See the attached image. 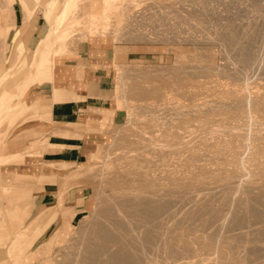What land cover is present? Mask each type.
<instances>
[{
	"label": "bare ground",
	"instance_id": "1",
	"mask_svg": "<svg viewBox=\"0 0 264 264\" xmlns=\"http://www.w3.org/2000/svg\"><path fill=\"white\" fill-rule=\"evenodd\" d=\"M3 1H5V0H0V7H2V4L6 2V1L5 2H3ZM88 1H90V0H64V5L63 6L60 5V6H62L61 11L54 16V20L52 19L53 20L52 29L54 31L55 39H56V41H55L56 43L54 44V46L52 48L53 49L52 50V60H54L53 58H55L56 56L65 57L70 52L73 53L72 52L73 47L71 46L72 39H71V37L67 38L65 36V34L68 31H70V29L66 26L67 24L68 25L72 24L71 22H73V23L82 22V24H84L86 27L87 24L90 25V22L92 24L95 22L101 23V25H97V26L93 25V28L91 29V31L93 33L99 34V32H101V31L103 32L104 29L108 30L109 25L112 28L113 23L111 24V22L113 20H114V23L116 24V22H117L116 19H119V21H120V19L122 20L124 16L127 17L125 15L126 14L125 12H124L125 13L124 16H122L123 15V13H122L123 11L121 9L122 7L120 8L117 6L118 3L121 5V2H119L120 0H103L105 7L102 8L101 12H99V13L98 12H95V13L92 12L91 14H89L88 13L89 11H88L86 14H82L80 12L81 11L80 9L82 8L81 6H83L82 5L83 3H86ZM92 1H93L92 4H94V6H99L98 3L101 2L99 0H92ZM126 1H125V3H126ZM130 1L131 0H129V3H130ZM136 1L137 0L133 1L134 4L136 3ZM140 1H142V0H140ZM175 1L174 0L172 1L173 6H174ZM181 1H183V2L184 1H190L191 3L190 2L189 3L192 4L193 7L197 8V6H199L202 9H206V10L211 12V10H213V8L215 7L214 6L215 4L213 5L212 3H214L216 0H214V1L212 0L213 2L211 0H177V2H179V3ZM210 1H211V3H210ZM251 1H255V2H252L253 5L256 2H258V0H251ZM259 1H261V0H259ZM150 2H151V0H150ZM154 2H155V0H153V3ZM238 2H239V0H237V3ZM240 2H242V1H240ZM61 3H63V2H61ZM131 3H132V1H131ZM153 3L151 2L150 4L153 6ZM189 3H187V4H189ZM208 3L210 5L212 4L214 7L210 6ZM217 3H219V2H217ZM225 3L228 4V2H225ZM250 3L251 2H249V5H250ZM259 3H261V2H259ZM137 4L139 5V3H137ZM150 4H149V7L147 5L143 6L144 9H145V7H148V9H149L151 7ZM155 4H157V3H155ZM165 4H164V6H163V4L161 5V3L158 4L161 7L156 6V8H158V9H156V10L153 9V11L155 10L157 13L161 12V9H159V8L167 7V6H165ZM235 4H236V2H235ZM252 4H251V6H252ZM4 5L5 4H3V6ZM122 5H123V3H122ZM126 5L129 6V4H126ZM142 5H144V4H142ZM220 5H222V4H220ZM240 5H242V4H240ZM258 5H260V4H258ZM258 5H256V6H258ZM217 6H218V4H217ZM238 6H237V8H238ZM251 6H249V7H251ZM256 6L255 5L253 6L254 7L253 10L256 9L255 8ZM123 7H124V5H123ZM170 7H172V6H170ZM176 7H178V6H176ZM189 7L190 6H188V8ZM230 7H232V6H230ZM246 7L248 8V6H246ZM246 7L244 9L247 11ZM10 8L8 7V9H10ZM119 8L122 11L121 12L122 15L120 14V11L118 12ZM128 8H130V7H127V11H126L127 13H128ZM153 8H155V6ZM180 8H181V6H180ZM180 8L179 9L176 8L175 9L176 11L173 12L174 14L172 13L173 14L172 16L176 15L175 13H177V15L178 14L181 15V17L179 16L180 17L179 19L185 20L187 22L188 21L192 22L195 18L196 12L192 13L191 12L192 9L188 10V9H186L187 7L186 8L182 7L183 9L182 8L181 9L183 10L184 13L183 12L181 13ZM195 8H194V10H195ZM148 9H146V10H148ZM240 9H241V7H240ZM244 9H243V11H244ZM141 10H143V9L141 8ZM258 10H260V9H258ZM131 11H129V13H131ZM133 11H134V9H133ZM137 11H138V9H137ZM149 11H150V9H149ZM164 11H165V8H164ZM167 11H169V10H167ZM262 11H264V10H262ZM262 11H260V12H262ZM156 12L155 13L153 12L155 15H153L152 13H149V12H147V14L149 13V15L152 14L154 17H156L157 16ZM212 12H214V10ZM212 12L208 13V14H212ZM165 13L166 12H164V14ZM167 13L169 14V12H167ZM167 13H166V17L168 18ZM248 13H249V11H248ZM119 14L121 15V18H120ZM143 14H141V15L143 16ZM164 14H163V16H164ZM239 14H241V13H239ZM255 15L256 14L253 13L254 17H255ZM259 15H261V14H259ZM159 16H160V14H159ZM163 16H162V18L164 19L165 17H163ZM196 16H198V15H196ZM208 16H210V15H208ZM219 16H221V15H219ZM239 16H241V15H239ZM150 17H152V16H150ZM154 17H153V19H154ZM243 17H245V16H243ZM125 19H123V20L125 21ZM128 19H129V17H127L126 20L131 21L132 18L129 20ZM134 19H133V21H134ZM160 19H161V16H160ZM200 19L202 20V18H200ZM211 19H213V18H211ZM232 19H234V18H232ZM232 19H230V20H232ZM127 21L125 24L129 23V22L127 23ZM133 21H131V22H133ZM137 21L139 24L140 21L138 19H137ZM155 21H153V22H155ZM161 21H162V19H161ZM179 21L181 22V20H179ZM222 21H224V20H222ZM226 21H228V19ZM6 22L9 23V21H6ZM131 22H130V24H131ZM166 22H168V21H166ZM166 22H164V23L167 25ZM191 22H189V23H191ZM13 23H12V25H13ZM141 23H142V21H141ZM149 23H150V21H149ZM157 23H158V21H157ZM175 23H177V22L175 21L171 25V21H170V24L169 23L168 24L173 26V24H175ZM183 23H182V25H183ZM244 23H242V24L245 27H247L246 24H244ZM250 23H252L251 20H250ZM250 23H249V25H250ZM125 24H122V25L124 26ZM144 24H147V23L145 22ZM162 24H163V21H162ZM193 24H195V23L193 22ZM193 24H191V25H193ZM196 24H197V22H196ZM224 24H227V23H223L222 25H224ZM229 24H231V29L235 28V26H236V25H234V22H231V23L228 22L227 25L230 26ZM239 24H241V23H239ZM253 24H251V25H253ZM6 25L5 26L0 25V37L3 40L6 38V35L11 30V27H9L8 25L6 26ZM118 25H119V22H118ZM186 25L188 26V24H186ZM114 26L115 25H113V27ZM127 26H129V24ZM177 26H179V25H177ZM214 26H215V24H214ZM228 26L225 28L229 29ZM21 27H23V26H21ZM75 27H76V29L78 28L77 25ZM80 27H82V26H80ZM85 27L84 28L82 27V28L85 29ZM118 27L119 26H117V28ZM140 27H142V26H140ZM156 27H158V26H156ZM203 27H205V25ZM254 27H255V25H254ZM257 27H256V30H257ZM155 28H153V29H155ZM170 28H172V27H170ZM181 28H182V26H181ZM222 28H223V26H222ZM236 28H237V26H236ZM259 28H260V26H259ZM13 29H14V27H13ZM26 29H24V30H26ZM168 29L169 28L167 27V30ZM231 29H229V30H231ZM237 29H239V28H237ZM241 29L242 28H240V32H241ZM111 30L112 29H110V31ZM187 30H188V28H187ZM191 30H193V28ZM224 30L226 32L228 31L226 29H224ZM236 30H233L234 34L237 32ZM248 30H249V27H248ZM88 31H87V33H88ZM106 31H105V33H106ZM171 31H172V29H171ZM194 31H195V29H194ZM221 31L219 30V32H221ZM233 31H231L232 34H233ZM251 31H252V29H251ZM156 32H157V30H156ZM240 32L238 30L237 34L239 35ZM158 33L160 34V32H158ZM166 33H167V31H166ZM252 33L249 32V34H252ZM254 33H255V31H254ZM260 33L263 34V32H261V31H260ZM114 34H115V32H114ZM161 34H165V32L164 33L161 32ZM223 34H222L223 36H227L226 37L227 40H229L230 38L235 39L234 34L233 35H230L231 33L228 34L229 37L232 36L230 38H228V35H225V33H223ZM121 35H123V34H121ZM205 35H206V33H205ZM210 35H211V33H210ZM190 36H192V35H190ZM220 36L221 35H219L217 38H219ZM223 36H222V38H223ZM245 36H246V34H245ZM245 36H244V38H245ZM238 37L239 36H237V38ZM258 37L259 36H257V38ZM74 38H76V36ZM204 38L203 39L201 38V39L205 40ZM251 38H252V36H251ZM254 38H252V39L254 40ZM166 39H168V37ZM195 39H196V37H195ZM74 40L76 42V39H74ZM77 40H78V38H77ZM223 40H225V39H222L221 41H223ZM249 40H250V38H249ZM230 41H233V40L230 39L229 42ZM235 41L236 40H234V42ZM247 41H244V42H247ZM235 43L231 42V45L235 44ZM253 43H254V41H253ZM240 44H241V41H240ZM43 45H44V48L42 50H38L35 53V58L32 61V66H34V67H38V65L40 64L41 58H42V56L45 55V52H47V49L50 45V42H44ZM246 45H247V43H246ZM258 45H260V44H258ZM235 46H238L237 43L235 44ZM235 46H233V47H235ZM246 47L244 45L245 49H246ZM255 47H256V45H255ZM3 48L6 50L4 45H3ZM244 48H239V49L241 50ZM248 48H250V47H248ZM257 48L259 49V47H257ZM17 49L20 51L19 54H23L22 51L24 48L20 42L18 44ZM233 49L234 48H232V50ZM234 52L238 53V50L234 51ZM225 53H227V52H225ZM2 54L3 53H0V55H2ZM16 55H17V53H16ZM253 55H254V53H253ZM194 56H196V54H194ZM210 56H212V55H210L209 53H208V56L207 55L204 56V57H207L206 58L207 60L205 61V59H204L205 62L202 61L203 64H200V62L197 61L199 64L197 63L196 68L198 67V69L200 71H201V68L202 69L204 68V70H206L208 72V73H206L204 71L205 74H208V75L211 72H212L211 74L215 73V70L217 71L216 73L219 75H223V76L226 75V74H224V73H226V72H224L225 70H221V69L217 70L215 63L213 62V59H211L213 57L210 58ZM254 56H256V54ZM191 57H190V60H192ZM197 57H199V56H197ZM194 58H196V57H194ZM19 59H21V57ZM235 59L237 60L236 62H238L241 66L243 65L244 67L248 63L251 64V60H252L251 50H250V52H248L246 50H244V51L242 50L241 52L239 51V54H238V56L236 55ZM13 60H15V59L13 58ZM194 60L195 59H193V61ZM222 60H223V58H222ZM233 60H234V58H233ZM255 60L253 59V61H255ZM2 61H3V59H2ZM199 61H201V56H200ZM253 63L255 65V62H253ZM11 64H12V62H11ZM24 64H26L25 59H24ZM30 65H31V63H30ZM52 65H53V61H52L51 65H46L45 68H50ZM253 66H251V67L253 68ZM24 67H26V66L24 65ZM116 67L119 70L121 69L120 68L121 66H119L118 63H116ZM191 67L188 71L191 70ZM187 68H188V66H187ZM20 69H22V65H21ZM198 69H195V71H198ZM176 70H177V68H176ZM183 70H184V67H183ZM234 70H236V69H234ZM188 71L186 70V72H188ZM236 71H238V70H236ZM13 72H11L10 70L7 71V69L1 70V72H0V85L3 84L5 82V80H7L8 75H11ZM124 72L126 73V70ZM182 72H179V73H182ZM190 72L193 73L192 70ZM14 73L16 74L17 71H15ZM234 73H235V71H234ZM185 74L183 75V73H182V75H180V74H178V75L185 77ZM126 75H121V76L119 75L120 77L118 76L119 78L117 80V83L120 84L123 81L122 77L124 79L127 78ZM234 75H236V74H233L232 81L235 78L238 80V78L235 77ZM238 75H236V76H238ZM261 75H262V73H261ZM180 76L179 77L174 76L176 78V81H178V83L181 82L178 80V79H180ZM167 77H165V78H167ZM183 77L181 78L182 80H184ZM208 77H210V76H208ZM241 77H243V76H241ZM256 77H257V75H256ZM260 77H262V76H260ZM22 78L24 80L26 77L25 78L22 77ZM22 78L19 81H21ZM244 78L245 77H243V79ZM248 78L250 79V77H248ZM252 80H254V79H252ZM176 81H175V83H176ZM9 85H10V83H9ZM120 86H121V84H120ZM164 86H166V85H164ZM184 86H185L186 91H187L186 84H184ZM192 86H193V83H192ZM194 86H195V84H194ZM255 86L256 85H254V87ZM138 87L139 86H137V88L136 87L133 88V90L138 89ZM141 87H140V89H141ZM182 87H183V84H182ZM182 87L180 86L179 89L182 90L183 89ZM189 87L190 86H188V90H189ZM204 88H205V86H204ZM151 89H152V87H151ZM176 89H178V88H175L174 90L176 91ZM195 89H197V88H195ZM239 89H241V88L236 87L234 89H227V88H222L219 85L217 90L220 92V93L218 92V94H220L219 95L220 99H217V100H219L217 103L220 104V102H221V105L219 106V104H218L219 107L215 106L216 108L214 107L216 100H214V101L212 100L214 102V105L211 104L213 106V108H212V106L209 105L210 103L208 104V102L206 101L207 100L206 98H204V99H206L205 101L195 99L199 103L201 101L200 104L197 102L198 105H201V106L207 105V107H202L200 109H194V110H192V108L191 109L188 108V110H186V109L183 110L184 109L183 105H186V104L181 103V105L177 104L174 106L175 103L173 104V102H172L173 107L169 106V108H171V111L174 110L176 112H174V111L173 112L170 111L171 113L167 112L169 116H170V114L174 116L171 118H169V116L166 114L167 110H164L165 108L162 105H161V107L158 106V104H164V101H163V103L160 101L162 96H165L164 94L160 93L159 91L158 92L155 91L156 93H154L153 90H151V91L144 90L143 91L144 94H143L142 90H139L138 92L141 91L143 94V96H142L143 99L145 101L147 100L146 101L147 103H145V104H148V105H149V103H151V105L157 104L156 106L153 105L154 109H152V111L149 108V107H151L150 105L148 107L147 105L144 104L147 107V109L149 108V112L151 111V113H152V114L150 113L151 115H148L149 113L147 115L151 117L154 114V115H156V117L155 116H154V118L149 117L150 118V119L148 118L149 120L139 121V122H136L135 124L133 122L134 125L132 127H130L132 132L127 133L125 135V137H122V139L120 138V141H117V144H115L116 146L115 145H114L115 147L113 146L114 149L107 151L106 154H107L108 158L105 161L103 160V163L100 164L101 166L98 164L99 163L98 159L95 160L97 162V166L98 165L99 166L97 167L96 164H94L96 167L94 165L93 166L96 168L97 171L95 169H93V170H95V172H99L97 174L100 176V177H98V175H96V173H95V175H93V177L97 176L98 179L100 178V181H99L98 185L96 186V188H97L96 190L98 191V198L96 200V204H95L94 208L91 211H89V213L87 215H84L80 219V222H79L80 225H78L79 228H77V229H79L78 232L82 233L83 238H80L81 241H80L79 246L78 245H77V247L75 246L76 249L74 248V250L72 251V253H74L73 256L70 253V256H72V257L66 258L69 255L64 256L65 261L63 259L62 263H64V264H191L192 263L193 264L194 261H196V260L198 261L200 256H204L201 259L203 261V264H264V252L262 255H260V253L257 254V251L259 252V250L255 249L254 247L248 248V245H246V243H245L246 247H244V244H243V246H239V245H241L242 242H247V241L251 242V241H249V238H248L251 235L253 237L255 235V238H256V236L260 237V236L264 235V121H262V120L260 121V119L264 118V90H256V91H252V90L248 91L247 90L246 91V89H248V87H247L246 89H244L245 92L241 94L239 92ZM262 89H264V88H262ZM183 90H185V89H183ZM134 91H137V90H134ZM179 91H178V93H179ZM173 92L170 93V94H172V97H173ZM241 92H243V91H241ZM195 93H196V90H195ZM138 94L141 97L142 94L141 93H138ZM175 94L177 96V91ZM180 94H184L183 91ZM191 94H192V92H191ZM187 95H189V93L186 94V96ZM194 95L195 94H193L192 96H194ZM197 95H198V93H197ZM176 96H174L175 100H176ZM172 97L169 98L167 96L166 99L169 98L167 100H172ZM198 97H199V95H198ZM164 98H162V99H164ZM143 99H141V101ZM204 99L202 98V100H204ZM208 99H209V97H208ZM148 100H149V102H148ZM150 100H152V101H150ZM181 101L183 102L182 99H181ZM191 102L192 101H190L189 103H191ZM194 102L195 101H193V103ZM167 104H168V101H167ZM118 105L120 106L121 103ZM124 105H125V103L122 104L121 106H124ZM169 105H171V104H169ZM194 105L196 106V103ZM188 106H191V105L187 104L186 107H188ZM160 109L164 110L165 113H164V115L160 114L161 117L159 116L160 118H158L157 115L159 114V112L162 113V111H160ZM202 111L204 113H205V111L208 113L204 114ZM222 111L225 113V115L230 114L229 115L230 118L232 120H234L235 122L232 121L230 118H229L230 122L229 121L223 122L224 120H222L221 122L218 120L219 121L218 122V121H216V119L210 118V115L214 116L216 114V112H217V115H219L218 112H222ZM200 112L202 113L203 116L201 115ZM255 112L258 113V115L261 113V115L255 117L253 115ZM224 113H220V115L221 114L223 115ZM174 114H177V116H175ZM165 115H167L168 117L165 118ZM207 115H209V116H207ZM207 118L210 119L211 121L207 122L206 121ZM240 118L244 119V121L242 120L243 122H236V121H238V119L240 120ZM160 119H163V121L161 120V122H158V121H160ZM200 119H201V121L204 120V122L202 121L204 124V127H201L199 129L196 128L197 131H194V133L192 132L190 136L189 135L187 136V134H185V132L190 133L188 131L190 130L189 128L191 126H194L193 121H195V120L200 121ZM212 120H214V121H212ZM225 120H227V119H225ZM197 124H198L197 125V127H198L201 123L200 124L197 123ZM203 124H202V126H203ZM145 126L148 128V130ZM223 135L224 136L227 135V136H231V137L227 138V136H226L225 139H223L224 137H222V139H221L220 136H223ZM218 137L220 139H218ZM256 140L258 141L257 143H256ZM113 147L109 146V149H111ZM111 154H113V156H110ZM209 184H211V185L213 184L216 186L221 185L220 186L221 189H219V187L215 186L217 188V190L215 191L214 189H216V188L209 187ZM205 185H208L205 188L207 189V187H208V190H209L206 193L203 192L202 188H200L201 186H205ZM198 188H200V190ZM190 190H192V193L194 191H197V192H195V194L193 193L194 195L190 196L188 193ZM198 190H199V192H198ZM200 191L203 192L205 196H202L203 193H200ZM204 191H206V190H204ZM200 194H201V196H200ZM175 195L177 196V198H180V199L182 198V200H184V202H182V203L187 202V204L190 205L192 202V206L190 207V210L189 209L186 210L187 209L186 207L183 210V209H181L180 205L177 206L175 204V203H177L175 200H179V199H177V198L172 199V197ZM186 199L187 200L190 199L191 202L188 203V201ZM182 200H179V202ZM234 201H235V203H234L235 205H232L234 207V208H232V210L233 209L234 210L231 212V216L228 215L229 216L228 217L225 215L226 217L225 216H224V218L221 217V216H223V213L225 211H227L226 210L227 208L224 209L227 206V204L229 205L230 202L233 204ZM173 202H175L174 204H175V206H177V209H175V206L172 205ZM185 204H183V205L185 206ZM171 205H172V207L174 206L173 210L171 209L172 208ZM230 207H231V205H230ZM230 207H228V208L230 209ZM199 217L201 220L199 221L200 223L199 222L197 223L196 221H198ZM182 230H184L185 231L184 233L185 234L187 233V235L183 234ZM178 231H180V232L182 231V233H180ZM78 234L79 233H77L76 235H78ZM221 234L226 235V237H228V238L231 237L229 240L232 239L236 243H233V242L231 244L228 243V242H230V241L227 242L228 238L226 241H224L225 239L224 240L221 239V237H222ZM188 235H191V236H188ZM247 235H249V236L247 237ZM72 237H73V235H72ZM79 237L77 236L76 238H79ZM253 237H251V238H253ZM260 238L264 239V236H263V238L262 237H260ZM256 240H258V242H260L259 239H256ZM256 240H252V241L255 242ZM47 243H48L47 245H52V242H47ZM203 245H206V246H203ZM207 245L209 246V248ZM226 245H230V246L226 247ZM238 247H242V249H239ZM258 247H259V245H258ZM200 252L203 254L202 255L198 254ZM192 253L195 255L198 254L197 256H199V255L200 256L198 258L196 257V260H193V259H195V257L194 258L192 257V260H190L191 258L189 257L190 256L189 254H192ZM7 254H8V252H7ZM193 254H192V256H194ZM185 256H187V258L189 257L187 259V261L189 260V262L185 261L186 260ZM183 257H184V260L182 259ZM62 258H63V256H62ZM177 259H180V262H178ZM182 260H183V262H182ZM191 261H193V262H191ZM198 263H199V261H198ZM199 264H201V263H199Z\"/></svg>",
	"mask_w": 264,
	"mask_h": 264
},
{
	"label": "rangeland",
	"instance_id": "2",
	"mask_svg": "<svg viewBox=\"0 0 264 264\" xmlns=\"http://www.w3.org/2000/svg\"><path fill=\"white\" fill-rule=\"evenodd\" d=\"M99 1H101V2L98 3L99 6H94V4H92L93 3L92 0H90V1H88L86 3H83L82 4L83 6H81L82 8L80 9L81 10L80 12L82 14H86L88 11H89L88 12L89 14H91L92 12H94V13L95 12H98V13L101 12L102 8L105 7V5L103 3V0H99ZM125 1L126 0H120L119 1V2H121V5L118 3L117 6L120 7V8L122 7L121 9H122L123 12L120 10V8L118 9V12L120 11V14L122 12L123 13V15L121 14L122 16H124V14L126 13L125 15L127 17H129V19L132 18L131 21H133V19L135 18L133 22L127 21L126 20L127 17L124 16L123 19L126 18L125 21L123 19H122L123 21L121 19H120V21H119V19H116L117 22L115 24L114 20H113L111 22V24L113 23V25H115V26L113 27V25H112V28H111V26L109 25L110 27L108 26V30L104 29V31L103 32L102 31L99 32V34L93 33L91 31V29L93 28V25L97 26V25H101V23L95 22V23L92 24L90 22V25L87 24V26L89 28L87 26L85 27V25L82 24V22H79V23L71 22L72 24H69V25L67 24L66 25L70 29V31H68L65 34V36L67 38L71 37V39H72L71 46L73 47V51H72L73 53L70 52L65 57L69 58V59L71 58L73 60L77 59L78 57H84L85 58L84 62H82L81 65H79L80 68H84L86 66V62H87L86 58H88L89 56L96 57V59H94L95 63L91 65V69L93 71V73L91 75V80H92L91 82L92 83H91V86H90L91 94H94V95L97 94V95L101 96L102 100L105 102V105L111 106L116 111H118V117H117V119L114 122L113 121H95L94 124L93 123L92 124L89 123V124L82 125V126L76 125L80 129H82L84 132H86L84 134V137H85V135H87L86 137H88V139L86 137L84 139L88 143V149L89 150L87 152V155H86L83 163L76 164L72 169H66V170L63 169L61 171L63 176L61 178H59V180H58V183H59L62 180L64 181V179L67 176H71L73 174V177L71 178V179H73L72 184L69 185V183H67L65 185V187H63L64 188V190H63V192H64L63 193L64 200H68V198H69V196L71 194L74 197L73 201H75V203L78 204V209H80V210L82 208H84L86 206V204L90 200L89 209H88L87 212H85L84 215H87L89 213V211H91L94 208V206L96 204V200L98 198V191L96 190L97 189L96 186L98 185V183L100 181V178L98 179L97 176L93 177V175H95V173H96V175H98L97 173H99V172H95V170H96L95 167L97 166V162L95 160L98 159V162H99L98 164L99 165L101 163H103V160L105 161L108 158L107 154H106L107 151L108 150L110 151V150L114 149V147L116 146L115 144H117V141H120V138L122 139V137H125V135L127 133L132 132L130 127H132L136 122L146 121V120H149L151 117H153V118H154V116L156 117V115H154V114L151 117L148 116V115L152 114L151 111H152V109H154V107H153L154 104L151 105V103H149V105L151 107H149L148 104H145V103H147L146 102L147 100L145 101L143 99V97H142L143 94H144V92H143L144 90H146V91L153 90L154 93L159 91L160 93L165 95V96H162V98L165 97L164 99H162V98L160 99V101L162 103L164 101V104H158V106L161 107V105H162L165 108L164 110H167L166 111L167 115L171 111V108H169V106L173 107L174 103H175L174 106L177 105V104L181 105V103L186 104V105H183V108H184L183 110H185V109L188 110V108L189 109L192 108V110H194V109H200L202 107H207V105L206 106L198 105L199 102L196 101V100L205 101L207 99L206 101L208 102V104L210 103L209 105H211V104L214 105L213 101L216 100L214 107L215 106L219 107L221 105V102H220V104L217 103L219 101L217 99H220L219 98L220 94H218L219 91L217 90L219 85L222 88H227V89H234L236 87H239V88H241V89H239V92L241 94L245 92L244 89H246L247 87H248V89H246V91L247 90L248 91L249 90H252V91L264 90V89H262V88H264V79H263L264 78V70H263L264 69V63H263L264 62V60H263L264 59V44H263L264 43V21H263L264 20V13H263L264 11H262V10H264V8H263L264 7V0H261V1L258 0V2H256L254 4L255 6L260 4V5L255 7L256 8L255 10H253L254 9V7H253L254 5L252 4V2H255V1L239 0V2L237 3V0H216L214 3H212L213 5L215 4L214 5L215 7L212 4L210 5L208 3L210 6L214 7L213 8L214 12H212L213 10H211L213 15L212 14H208V13H211V12L206 10V9H202L199 6H197V8L193 7L192 4H190L191 3L190 1H184L185 3L183 1H181L179 3V2H177V0L176 1L174 0L175 1L174 2V6H173V3H172L173 0L172 1L171 0H169V1L168 0H155L154 3H153V0H151V2L153 3V6L150 4L151 3L150 0H142L143 2L140 1V0H137L135 4L133 2L135 0H131L132 3H131V1L129 3V0H127L126 3H125ZM211 1H210V3H211ZM240 1H242V2H240ZM61 2H63V3H61ZM217 2H219L222 5H220ZM225 2H228V4L225 3ZM235 2H236V4H235ZM249 2H251L250 5H249ZM259 2H261V3H259ZM122 3L124 5V7H123ZM137 3H139V5ZM155 3H157V4H155ZM160 3H161V5L163 4V6L166 3L165 6H167V7L159 8V9H161V12L157 13L155 11L156 9H158V8H156V6L158 7L159 6L158 4H160ZM187 3H189V4H187ZM126 4H129V6H127ZM142 4H144V5H142ZM149 4L151 6L149 8L150 11L148 9ZM217 4H218V6H217ZM240 4H242V5H240ZM251 4H252V6H251ZM60 5H62V6L64 5V0H58L56 8H54V15L58 14L61 11L62 6H60ZM146 5L148 7H145V9H144L143 6H146ZM126 6L130 7V8H128V13L126 12L127 11V7ZM154 6H155V8H153ZM170 6H172V7H170ZM176 6H178V7H176ZM180 6H181V8L182 7H184V8L187 7L186 9H188V10L192 9L191 10L192 13L196 12L195 18H194V20L192 22L191 21L187 22L185 20L179 19L181 17V15L180 14L177 15V13H175L176 14V15H174L175 17L172 16L174 14L173 12L176 11L175 9L176 8L179 9ZM188 6H190V7L188 8ZM230 6H232V7H230ZM237 6H238V8H237ZM246 6H248V8ZM249 6H251V7H249ZM159 7H161V6H159ZM240 7H241V9H240ZM245 7H246L247 11L244 9ZM141 8L143 10H141ZM164 8H165V11H164ZM194 8H195V10H194ZM133 9H134V11H133ZM137 9H138L139 12L137 11ZM146 9H148V10H146ZM153 9H155V10L153 11ZM182 9H181V13L183 12ZM243 9H244V11L246 13L243 11ZM258 9H260V10H258ZM167 10H169V11H167ZM0 11H1V9H0ZM129 11H131V13H129ZM248 11H249V13H248ZM260 11H262V12H260ZM147 12L152 13L153 15H155L154 13L156 12L157 16L154 17L152 14H150V15H149V13L147 14ZM164 12H166V13L169 12V14L167 13L168 18L166 17V13L164 14ZM238 12L241 13V14H239ZM252 12L254 14H256L255 17L253 16ZM141 14H143V16L145 15L146 17L145 16L143 17ZM159 14L161 16L163 24H162V21L160 19ZM163 14H164V16H163ZM207 14L210 15V16H208ZM259 14H261V15H259ZM121 15H120V18H121ZM196 15H198V16H196ZM219 15H221V16H219ZM239 15H241V16L243 15L245 17H243V16L241 17ZM150 16H152V17H150ZM162 16L165 17L166 19L165 18L163 19ZM153 17H154V19H153ZM200 18H202V20ZM211 18H213V19H211ZM232 18H234V19H232ZM137 19L140 21L139 24H138ZM225 19L226 20L228 19V21H226ZM230 19H232V20H230ZM165 20L168 21V22H166ZM174 20L177 23H175L176 25L173 24V26H171L172 23L175 22ZM177 20L178 21L181 20V22L180 21L178 22ZM222 20H224V21H222ZM250 20H251L252 23H250ZM126 21H127V23L129 22L128 23L129 26H127L128 24H125ZM141 21H142V23H141ZM144 21L147 24H144L145 23ZM149 21H150V23H149ZM153 21H155V22H153ZM157 21H158V23H157ZM170 21H171V25H169ZM118 22H119V25H118ZM130 22H131V24H130ZM164 22H166L167 25ZM189 22H191V23H189ZM193 22L195 24H193ZM196 22H197V24H196ZM228 22H230V23L234 22V25H236L237 28H239V29H237L236 26H235V28L231 29V24H229L230 26L227 25ZM121 23L125 24L126 26L125 25L123 26ZM182 23H183V25H182ZM185 23L188 24V26ZM223 23H227V24L222 25ZM239 23H241V24L244 23V24H246L247 27H245L243 24L241 25ZM249 23H250V25H249ZM191 24H193V25H191ZM214 24H215V26H214ZM251 24H253V25H251ZM76 25L78 26L77 29L75 27ZM116 25L119 26V27L117 28ZM177 25H179L180 27L177 26ZM204 25H205V27H203ZM254 25H255V27H254ZM80 26H82L83 28L85 27V29H83ZM140 26H142V27H140ZM156 26H158L159 28L156 27ZM181 26H182V28H181ZM222 26H223V28H222ZM224 26L225 27L228 26V28L231 29V30L225 28ZM259 26H260V28H259ZM167 27L170 30L169 29L167 30ZM170 27H172V28H170ZM248 27H249V30H248ZM256 27H257V30H256ZM153 28H155V29H153ZM184 28L186 30L188 28V30L186 31ZM192 28H193V30H191ZM240 28H242L241 32H240ZM110 29H112L113 31L112 30L110 31ZM171 29H172L173 32L171 31ZM194 29H195L196 32L194 31ZM224 29H226L228 31L226 32ZM251 29H252V31H251ZM156 30H157V32H156ZM219 30L220 31L222 30L221 31L222 33L219 32ZM233 30H236L237 32L239 30V32H240L239 35L237 34V32L234 34ZM12 31L10 32V34L8 35V38L6 40H3L0 37L1 38L0 39V53H3L2 54L3 56L0 55V57H1L0 58V72L3 69H7V71L8 70H10L11 72L17 71V73L15 74L13 72L14 74L12 73L11 74L12 76L8 75L7 80H5V82H4L5 84L3 83V84L0 85V90L3 89V88H6L8 90L14 91L16 89L15 88V84H17V82L22 77H24L27 74L28 71H30L32 69L38 70L39 67H46V65H51L52 61H53L52 60V50H53L52 48H53L54 44L56 43L55 42L56 40H54V38H51L49 40L50 45H49V47L47 49L48 52H45V55L42 56L40 64L38 65V67H34V66H32V61L34 60L35 55H34L33 59L31 60L32 55H33L32 49H29L28 47H25L24 52H23L22 55H20V56L16 55L18 44L20 42V39L23 38V36H20L19 39L16 40V41H14V40L12 41V38H11L12 37V33H13ZM87 31H88V33H87ZM105 31H106V33H105ZM166 31H167V33H166ZM231 31H233V34L235 35V39L230 38L232 36L229 37L228 34L231 33L230 35H233ZM254 31H255V33H254ZM260 31L263 32V34L260 33ZM114 32H115V34H114ZM158 32H160V34ZM161 32H163V33L165 32L166 35L165 34H161ZM249 32L250 33L253 32L254 34L253 33L249 34ZM205 33H206V35H205ZM210 33H211V35H210ZM223 33H225V35H228V38H230L233 41L229 42L230 39L227 40L226 39L227 36H223L224 35ZM121 34H123V35H121ZM245 34H246V36H245ZM190 35H192V36H190ZM219 35H221L220 36L221 38L219 37L220 39L217 38ZM236 35L239 36V37L237 38ZM75 36H76V38H74ZM222 36H223V38H222ZM244 36H245V38H244ZM251 36H252V38H254L255 36L256 37L253 40L251 38ZM257 36H259V37L257 38ZM167 37H168V39H166ZM195 37H196V39H195ZM77 38H78V40H77ZM201 38L202 39L204 38L205 40H202ZM249 38H250V40H249ZM74 39H76V42H75ZM222 39H225V40L221 41ZM234 40H236L235 42L237 43V45L239 47L235 46L236 43L234 42ZM240 41H241V44H240ZM244 41H247V42H244ZM253 41H254V43H253ZM231 42L235 43V44L231 45ZM246 43H247V45H246ZM43 44L44 43H41L39 46L37 45L35 52L38 51V50H42L44 48ZM243 44L245 45V47L247 46L246 49L244 48ZM258 44H260V45H258ZM3 45L6 48V50L3 48ZM255 45H256V47H255ZM35 46H36V44H35ZM74 46L75 47L77 46L78 48L77 47L75 48ZM233 46H235L236 48L233 47ZM248 47H250L251 49L248 48ZM257 47H259V49ZM232 48H234V49L232 50ZM239 48H244V49L240 50ZM237 50H238V53L234 52V51H237ZM242 50L243 51L246 50L248 52H250V50H251V57H252L251 64L248 63L245 67L243 65H242L243 66L242 67L238 62H236L237 60L235 59L236 55L238 56L239 51L241 52ZM225 52H227L228 54L225 53ZM252 52L254 53V55L256 54V56H254ZM208 53L210 55H212V56H210V58L213 57L211 59H213V62L215 63L217 70L218 69L225 70L224 72H226V73H224V74H226L227 76L226 75L223 76V75L217 74L216 70H215V73L211 74L212 73L211 72L208 75V74H205V72L206 73H208V72L206 70H204V68L203 69L201 68L202 72L198 69V67L196 68L198 62H200V64H203V62H205L207 60L206 59L207 57H204V56L205 55L208 56ZM234 53L235 54L237 53V54L235 55ZM194 54H196V56H194ZM197 56H199V57H197ZM200 56H201V61H199ZM20 57H21V59H19ZM65 57L56 56V58L59 59V60H62ZM190 57L192 58V60H190ZM194 57H196V58H194ZM13 58L15 60H13ZM222 58H223V60H222ZM233 58H234V60H233ZM2 59H3V61H2ZM24 59H25V63L26 64H24ZM53 59H55V58H53ZM193 59H195V60L193 61ZM204 59H205V61H204ZM253 59L254 60L256 59V60L253 61ZM30 60H31V65H28ZM11 62H12V64H11ZM189 62L190 63L192 62L191 63L192 65ZM253 62H255L256 66L254 65ZM116 63H118L119 66H121L120 70L116 67ZM23 64L26 67H24ZM249 64L251 66L254 65L253 66L254 69ZM21 65H22V69H20ZM187 66H188V68H187ZM183 67H184V70H183ZM190 67H191V70L193 71V73L190 72L191 70L188 71L190 69ZM176 68H177V70H176ZM178 69L179 70L181 69L183 72L181 70L179 71ZM195 69H198V71H195ZM234 69H236L238 71H236ZM125 70H126V73L124 72ZM186 70L188 72H186ZM234 71H235V73H234ZM179 72H182L183 75L186 73L185 77L180 76V75H182V73H179ZM177 73L180 74V75H178ZM232 73L236 74V75H238L240 73L238 76L234 75L235 77L238 78V80L235 78L232 81V76H233ZM261 73H262V75H261ZM119 75L120 76L121 75H126L127 76V78H125V79L122 77L123 81L120 83L121 86H120L119 83H117V80L120 77ZM207 75L210 76V77H208ZM240 75L245 77V78L243 79V77H241ZM256 75H257V77H256ZM174 76L175 77H177V76L179 77L180 76V79H178V80L181 81V82L178 83V81H176V78ZM260 76H262V77H260ZM165 77H167V78H165ZM182 77H183L184 80L185 79L186 80L185 81L182 80L181 79ZM246 77L247 78L250 77V79L249 78L247 79ZM252 79H254L255 81L252 80ZM175 81H176V83H175ZM9 83H10V85H9ZM192 83H193V86H192ZM182 84H183V87H182ZM184 84H186L187 91H186V88H185ZM194 84H195L196 87L194 86ZM164 85H166V86H164ZM254 85H256V86L254 87ZM137 86H139L138 89H134V90H137V91H134L133 88H135V87L137 88ZM180 86L183 89H185V90H183L182 88H181L182 90H180L179 89ZM188 86H190L189 90H188ZM204 86H205V88H204ZM140 87H141V89H140ZM151 87H152V89H151ZM194 87L197 88V89H195ZM175 88H178L180 90L179 91L178 89H176L177 96L175 94L176 93V91L174 90ZM139 90H142L143 94H142L141 91L138 92ZM195 90H196V93H195ZM178 91H179V93H178ZM182 91H183V93L185 95L184 94H180V93H182ZM241 91H243V92H241ZM172 92H173V97H172V94H170ZM191 92H192V94H191ZM138 93L142 94L141 95L142 98L140 97V95ZM188 93H189V95L186 96V94H188ZM197 93H198L199 97H198ZM193 94H195V95L192 96ZM25 96H26V94L24 95L23 98H25ZM167 96L169 98L172 97V100H167V99H169V98L166 99ZM174 96H176V100H175ZM208 97H209V99H208ZM202 98L203 99L206 98V99L202 100ZM141 99H143V100L141 101ZM181 99L183 100V102L181 101ZM166 100L168 101V104H167ZM150 101H152V100H150ZM190 101H192V102L189 103ZM193 101H195V102L193 103ZM201 101H200V103H201ZM18 102H20V100L16 99L15 101H13V104H17ZM148 102H149V100H148ZM172 102H173V104H172ZM39 103H41V101H39ZM120 103H121V105L125 103V105L124 106H121V105L119 106L118 104H120ZM195 103H196V106L194 105ZM144 104L147 105L151 109L150 112H149V108L147 109V107ZM169 104H171V105H169ZM187 104L191 105V106L186 107ZM218 104H219V106H218ZM156 105H154V106H156ZM212 108H213V106H212ZM164 110L160 109V111H162V113L159 112V114L157 115L158 118L161 117L160 114L164 115V113H165ZM173 111H171V112H173ZM174 112H176V111H174ZM205 113H208V112L205 111ZM220 113H224V112L223 111L222 112H218L219 115H217V112H216V114L214 116L210 115V118L211 119L214 118V119H216V121L219 120L220 122L222 120H224L223 122L229 121V118H230L229 115L230 114L229 115L228 114L225 115V113H224L223 115L222 114L220 115ZM255 113L253 114L255 117L261 115V113L259 115H258V113H256L257 115ZM167 115H165V118H167L169 116V115L168 116ZM174 115L177 116V114H174ZM201 115H202V113H201ZM207 116H209V115H207ZM171 117H174V116L170 114L169 118H171ZM37 119H40V120H37ZM44 119H45L44 115L43 116L34 115L33 113L29 112L28 109L26 108V110L24 112H22L20 115H17V117L14 120L13 124L10 125V124H8L7 121H3V122L0 123V154L9 155V154H13L15 151H18L19 149H25L26 150V154H25L24 160H22V161H20V160L19 161H13V162H11L9 164H5V165L1 166V168H0V182L3 183L7 177H8V179L12 180L14 178V172L15 171H20L21 168L23 170L24 169L23 167L27 163H29V164L30 163H36L35 169H38L37 171L39 173H43V171L46 170L45 169V164L41 163V154H42L43 149H44L43 145L47 142V139H48L49 135L51 134V132L47 133L45 131L37 130L38 128L43 126L44 123H48ZM225 119H227V120H225ZM161 120L163 121V119H160V121H158V122H161ZM242 120L244 121V119L240 118V120L238 119V121H236V122H243ZM261 120L264 121V118L260 119V121ZM197 121L196 120L193 121V123H194L193 125L194 126H191L189 128L190 130L188 131L190 133L185 132V134H187V136L188 135L190 136L192 132L194 133V131H197L196 128L199 129L201 127H204V124H203L204 120H202L203 122L201 121V119H200L201 122L200 121L197 122ZM206 121L210 122L211 120L207 118ZM212 121H214V120H212ZM232 121H234V120H232ZM133 122H134V124H133ZM197 123H199V124L201 123L200 124L201 126L199 125L197 127V125H198ZM202 124H203V126H202ZM147 130H148V128H147ZM226 136L227 135H225V136L223 135V136H220V138L222 139V137H224L223 139H225ZM230 137L231 136H227V138H230ZM220 138L218 137V139H220ZM257 142L258 141L256 140V143ZM108 145L110 147H113L114 145L115 146L113 148L109 149ZM110 156H113V154H111ZM27 160H28V162H27ZM94 164H96V166ZM11 167H12V169L15 168L14 169L15 171L14 170L10 171ZM93 169H95V170H93ZM56 171L60 172V170L58 171V169ZM31 175L32 176H29V178H25L24 179L25 180V185H26L27 188H23V191H18L16 193L15 192H10V193L7 194V196L3 199L4 206H3V203H2V200H1V193H0V264H61L63 262L64 256L69 255L66 258H69V257L73 256L74 253H72V251L74 250V248L76 249L77 245L79 246L80 241H81L80 238H83L82 233L78 232L79 229H77V228H79L78 225H80V223H79L80 219L84 216L82 211H81L78 214L77 218L72 223H69L62 230L61 233H57L56 232L59 229L61 219L57 220V218H55L53 220V222H52V223H54L56 221L55 224L52 225V223H51L49 225V227L45 230V232L34 242L33 245H22L26 241H29V239H31L33 237V235H34L33 229H35V227L39 226V228H40V227L45 225V220L39 222L38 225H35L33 223V220H34L35 216L42 209V207H39V203L37 201V194H38L37 191L39 190V184L43 183L44 181H55V179L44 178V177H41V176H38V175L36 176V175H33V174H31ZM98 177H100V176L98 175ZM210 185L211 184H209V187H214V188L219 187V189H221V187H220L221 185L220 186H216V185H213V184L211 186ZM206 186H208V185L200 187V188H202L203 192H205V193L207 191H209L208 187H207V189L205 188ZM28 187L29 188L31 187V190ZM200 188H198V189L200 190ZM199 190H198V192H199ZM204 190H206V191H204ZM214 190L216 191L217 188L214 189ZM0 192H1V189H0ZM20 192H25V195L23 196V198H25L27 200L23 203L24 207L22 209L17 210L15 212L13 211L14 216H11L12 218H11V220L9 222L8 219H7L5 208H12L11 206L14 203L15 197ZM190 192L192 193V190H190L188 192L189 195L191 196V195H194L195 192H197V191H194L193 192L194 194L193 193L191 194ZM203 192L200 191V193H203ZM175 196H173L172 199H176L177 196L176 197ZM200 196H201V194H200ZM202 196H205L204 193H203ZM177 199L182 200V198L181 199L177 198ZM179 200H175L178 204L173 202L172 205H174V206H175V204L177 206L180 205L181 209L184 210V208L186 207L187 208L186 210H188V209L190 210V207L192 206V202H191L190 199H188V200L186 199L188 201V203L191 202L190 205L187 204V202H185L186 204L182 203V202H184V200H182L180 202H179ZM27 203H29V204H27ZM230 203H229V205L227 204L228 207H230V205H231L230 209L226 206L224 209L227 208L226 209L227 211H225V212L223 211L224 213H223V216H221V217L224 218L225 215L226 216H228V215L231 216V212L234 210V209L232 210V208H234L232 205H235L234 204L235 201L233 202V204L232 203L230 204ZM183 204H185V206ZM172 205H171V207H172ZM174 206L171 208L172 210H173ZM177 206H175V209H177ZM200 220L201 219L199 217L198 221H196V222L198 223ZM70 224H72V225H70ZM18 226L22 227V231L23 230H28V232H27V235L25 236L26 239L23 238L18 243H15V241L13 242L14 234L11 233V229H15ZM9 227H10V229H9ZM182 231H183V234H185L184 233L185 231L184 230H182ZM182 231L181 232L178 231V232L182 233ZM75 233L76 234L79 233V234L76 235ZM72 235H73V237H72ZM185 235H187V233ZM221 235H222L221 239H223V240L225 239L224 241H226L228 237H226V235H224V234H221ZM77 236L78 237L80 236V237L76 238ZM188 236H191V235H188ZM248 236L249 235H247V237ZM263 236H260V237L263 238ZM251 237H253V236L251 235L250 237H248L249 241H251V242H248V241H247L248 243L247 242H242L241 245H239V246H243V244H244V247H246L245 246V243H246V245H248V248H253L254 247L255 249H258L259 252L257 251V254L260 253V255H262L263 252H264V249H263L264 248V239H261L260 237H257V236L255 238V235H254L253 238H251ZM230 238H228V240H227V242L230 241L228 243H230V244L232 242L236 243L232 239L229 240ZM256 239H259L260 242H258V240H256ZM252 240H256L259 244L256 241L254 242ZM47 242H52V245H47L48 244ZM258 245H259V247H258ZM203 246H206V245H203ZM227 246H230V245H226V247ZM208 248H209V246H208ZM238 248L242 249V247H238ZM7 252H8V254H7ZM70 253H71L72 256H70ZM192 254H189L190 256L188 255L191 258L190 260H192V257L193 258L195 257V259H193V260H196V257L198 258L200 256V255L199 256H197V255L198 254L202 255L203 253L200 252V253H198L196 255L193 254L194 256H192ZM62 256H63V258H62ZM202 257H204V256H200V258L198 259L199 263H201V264H203V261L201 260ZM188 258H187V256H185V259H186L185 261H187ZM180 259H177L178 262H180ZM182 259L184 260V257ZM183 260H182V262H183ZM64 261H65V259H64ZM196 261H194L195 263L193 261H191V262H193V264H196V263L199 264L198 261L197 262ZM187 262H189V260ZM62 264H64V263H62Z\"/></svg>",
	"mask_w": 264,
	"mask_h": 264
},
{
	"label": "crops",
	"instance_id": "3",
	"mask_svg": "<svg viewBox=\"0 0 264 264\" xmlns=\"http://www.w3.org/2000/svg\"><path fill=\"white\" fill-rule=\"evenodd\" d=\"M5 1H3L5 5L2 4V7H0V25L5 26L8 23L6 21H9L7 25L11 27L10 32L13 30L12 41H16L20 36H23L20 43L24 49L25 47L32 49V60L37 52H35L37 45L49 42L51 38L55 39L52 25L55 16L54 8H56L58 0ZM8 7L11 8L8 9ZM10 32L5 39L8 38ZM19 52L17 49V56L22 55ZM84 59V57H78L73 60L65 57L59 60L55 57L50 68L39 67L38 70L28 71L24 76L26 78L24 80L22 78L21 81L17 82L18 84H15L16 89L14 91L6 88L0 90V123L7 121L8 124H13L17 115H20L27 108L34 115H44V120L48 122L37 130L51 132L47 142L43 145L44 149L41 154V163L45 164L46 169L43 173H39L38 169H35L36 163H27L23 167L24 169L21 168L20 171H15V168L12 169L11 167L10 171H15L14 178L10 180L7 177L3 183L0 182L3 203V199L8 193H16L23 191V188H27L24 179L32 176L31 174L55 179V181H44L39 184L37 201L42 209L35 216L33 223L38 225L39 222L45 220V225L40 228L39 226L35 227L33 237L22 245H33L55 218L57 220L61 219L59 229L56 231L61 233L69 223L77 218L81 211L84 215L89 209L90 200L81 210L78 209V204L73 201L74 197L70 193L68 200H64L63 187L67 183L72 184L73 174L59 183L58 180L63 176L61 172L63 169H72L76 164L83 163L89 150L88 143L84 139L87 136L84 137L86 132L78 126L89 123L94 124L95 121L114 122L118 117V111L105 105L101 96L91 94V75L93 73L91 65L95 63L94 59L96 57L89 56L86 58V66L80 68L79 65L84 62ZM31 60L28 65H30ZM25 94L26 96L23 98ZM16 99H19L20 102L13 104ZM86 138L88 139V137ZM25 154V149H19L9 155L0 154V168L2 165L13 161L24 160ZM57 169L60 172H57ZM29 189L31 190V187ZM24 195L25 192L18 193L11 206L13 209L5 208L9 222L11 216H14L13 211L15 212L24 207L23 203L27 200L23 198ZM27 232L28 230L22 231L20 226L11 229V233L14 234L13 242L18 243L21 239H26Z\"/></svg>",
	"mask_w": 264,
	"mask_h": 264
}]
</instances>
